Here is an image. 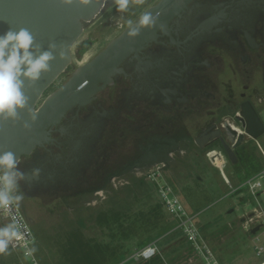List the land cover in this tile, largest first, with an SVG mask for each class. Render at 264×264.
Wrapping results in <instances>:
<instances>
[{"label":"flooded vegetation","instance_id":"af4514ba","mask_svg":"<svg viewBox=\"0 0 264 264\" xmlns=\"http://www.w3.org/2000/svg\"><path fill=\"white\" fill-rule=\"evenodd\" d=\"M161 1L118 13L106 0L84 22L70 64L38 104L120 36L128 19ZM154 13L156 25L134 38V48L111 79L99 82L88 101L72 105L48 126L47 141L20 156L25 172L41 169L38 178L22 182L24 200L55 195L57 206L70 196L134 197L140 181L148 185L145 174L156 164L169 173L175 162L208 149L228 158L221 138L235 144L230 129L244 131L243 108L251 105L264 122V0L174 1ZM96 45L90 58L76 64ZM203 133L208 138L200 145L197 137ZM253 141L245 136L234 149L238 158L242 151L254 154Z\"/></svg>","mask_w":264,"mask_h":264},{"label":"rangeland","instance_id":"374dc122","mask_svg":"<svg viewBox=\"0 0 264 264\" xmlns=\"http://www.w3.org/2000/svg\"><path fill=\"white\" fill-rule=\"evenodd\" d=\"M97 48L98 45L79 57L76 64L90 58ZM251 144L249 147L252 153L254 151L253 155L264 166V135ZM210 151L208 149L197 156L188 155L180 162H173L181 166L174 167L172 164L169 173L164 171L165 177H160L158 181L171 182L176 188L188 214L195 216L221 264H257L262 257L255 253L246 221L256 208L264 210V187L258 190L257 197L251 194L248 185H244L250 175L246 174L242 162L234 164L224 157L226 163L222 169L210 160ZM228 181L232 182V187ZM141 185L145 184L140 181L134 197L110 192L106 195L94 194L93 197L70 196L63 198L57 206L54 202L59 200L55 195L23 200L19 208L31 222L35 238L33 249L40 263L76 264V257L79 258L82 253L68 250V239L73 237L69 236L70 232L90 242L89 249L92 251H87V254L96 252L103 256L100 259L107 264H114L117 260H120L118 264L139 263L141 260L128 257L143 239L154 238L162 251L182 238L181 218L163 207L156 182L149 181L148 189ZM233 187L240 189L233 192ZM109 195L111 198H108ZM157 203L160 207L156 206ZM154 206L157 216H154ZM115 210L118 219L114 216ZM100 211L108 214L109 220L100 222ZM8 222L6 216L0 215V226ZM166 222L168 228H163L162 224ZM193 250L190 256L180 259V264H204L200 254ZM8 252L12 253L11 257H16V261L3 262L0 255V264H29L20 249L9 245Z\"/></svg>","mask_w":264,"mask_h":264},{"label":"water","instance_id":"95a60500","mask_svg":"<svg viewBox=\"0 0 264 264\" xmlns=\"http://www.w3.org/2000/svg\"><path fill=\"white\" fill-rule=\"evenodd\" d=\"M174 1L187 0H162L159 5L148 10L155 12ZM101 7V4L96 3L95 0L88 6L80 5L76 0H73L71 5H61L59 0H0V35L9 28L23 27L33 33L37 43L42 45V50H47L50 42L57 44L54 53L56 59L51 62V70L43 73L36 84L28 86L26 82L25 85V93L29 97L28 107L36 110L38 119L32 123L26 109L20 113L22 117L20 122H0V151L10 150L20 158L22 154L31 152L36 145L47 141V127L60 121L72 105L88 101L99 89V82L105 83L110 80L120 61L134 48L136 41L128 37L127 28L110 42L105 50L89 62L77 67L68 81L38 104L47 87L70 64L71 49L82 32L84 22L92 19ZM62 49L66 53L65 59L59 56ZM241 114L245 120L244 131L230 129L233 136L235 138L237 136L235 144L230 145L221 138L228 159L234 164L239 161L234 149L242 144L246 135L254 139L264 135V122L251 105L243 108ZM27 120L31 124L29 129L22 126ZM215 134L210 136L214 137ZM207 138L206 133L198 136V144L203 145ZM14 214L16 215L15 212ZM258 228L259 226L253 227L251 233H255ZM22 229L29 238L25 229L23 227Z\"/></svg>","mask_w":264,"mask_h":264},{"label":"clouds","instance_id":"9594fccd","mask_svg":"<svg viewBox=\"0 0 264 264\" xmlns=\"http://www.w3.org/2000/svg\"><path fill=\"white\" fill-rule=\"evenodd\" d=\"M83 6H88L94 0H76ZM101 6L106 0H95ZM61 5H71L73 0H59ZM118 13H125L130 5H138L143 8L147 0H112ZM158 13L146 8L135 19H128L127 35L135 38L140 35L142 29H152L157 22ZM57 44L50 42L47 50H42V45L37 43L33 33L27 28H9L0 35V122H20V113L28 110L29 120L32 123L38 119L35 109H30L29 97L25 93L26 82L28 86L36 84L43 73L51 70V62L56 59ZM61 59L66 58L62 49L59 52ZM29 129L31 124L24 121L22 125ZM20 160L12 151H0V212L10 217V222L0 226V254L8 251L9 245L14 240L22 238V223L13 209H18L24 200V192L21 190L22 182L28 183L29 176L38 178L41 169L35 167L30 172L20 168ZM14 246V245H13Z\"/></svg>","mask_w":264,"mask_h":264},{"label":"built area","instance_id":"2783aa9c","mask_svg":"<svg viewBox=\"0 0 264 264\" xmlns=\"http://www.w3.org/2000/svg\"><path fill=\"white\" fill-rule=\"evenodd\" d=\"M210 160L217 165L214 158H221L222 164L219 166L223 169L225 166V158L222 154L216 150H211L209 154ZM163 164H156L151 167L146 175V178L151 182H156L157 191L161 196V204L167 209L169 213H173L180 217V228L183 230L184 237L190 242L191 246L200 254L203 258L204 264H221L219 258L216 257L214 250L208 244L206 238L204 237L200 227L198 226L195 216L189 215L183 202L180 200L178 194L176 193L174 187L171 183L164 182L160 183L158 180L160 177H165ZM264 166H261L253 175L247 178L244 185H248V190L251 194L257 197L258 190L264 187ZM229 185L232 187V182L228 181ZM240 187H233V192H236ZM16 213L19 221L22 223L29 238L26 237L23 229L22 238L19 240H14L10 244L15 249H20L23 256L27 257L29 264H41L39 259L36 257L33 249V243L35 241L33 229L25 217L24 213L20 208L13 209ZM13 212V214H14ZM0 215L6 216L9 221L10 217L6 214L0 212ZM15 215V214H14ZM246 221V220H245ZM259 226L255 233H251V239L254 245L255 253L257 256L262 257V259L257 264H262L264 262V210L255 209L251 214L248 215L246 221V227H249L250 231L253 227ZM14 245V246H13ZM160 253L159 246L156 241H152L147 245L136 248L128 259L136 260H147L154 257L156 254Z\"/></svg>","mask_w":264,"mask_h":264},{"label":"trees","instance_id":"16d2710c","mask_svg":"<svg viewBox=\"0 0 264 264\" xmlns=\"http://www.w3.org/2000/svg\"><path fill=\"white\" fill-rule=\"evenodd\" d=\"M238 162L239 163L242 162V165H243L242 167H244V170L246 174H248V176L249 175L251 176L261 167V163L257 159V157L254 156L253 154L247 153L246 151H242V155L239 156ZM141 186L148 189V185H141ZM128 195L130 196L131 194L128 193ZM156 206L160 207V204L157 203ZM156 206H154L153 209H155ZM156 210L157 209L154 210L155 211L154 216H157L158 212H156ZM114 216L116 219H118V212L116 210L114 212ZM98 220L100 222L104 220H109V216L108 214L106 215L104 211H100L98 215ZM162 226L163 228H166L168 226V223L166 222L165 224H162ZM69 236H73V237H69L68 239V250H72V249L79 250L82 253L79 258L76 257V264H83L82 262H86L87 264H107L105 260L100 259L102 255H99L96 252L92 254H87V251L89 252L92 251V249H89L90 242L83 241V239L80 238V236H78V234H75V233L71 234L70 232ZM153 240L154 238L141 240L139 242L138 248H141L147 245ZM36 241H37V238H36ZM184 250L186 251V254H184ZM192 252H194L193 247L187 241V239L183 236L182 238H179V240H175V242L171 243L167 248H164L162 251H160V253L156 254L154 257L147 259V260H141L137 264H180V259L184 258L185 256H190ZM10 254L12 253L8 251L6 253L0 254L2 256L1 258H3L2 261L3 262L4 261H11V262L16 261L15 260L16 257L13 258L10 256ZM119 261L120 260H117V262L114 264H118Z\"/></svg>","mask_w":264,"mask_h":264},{"label":"crops","instance_id":"0c3cea01","mask_svg":"<svg viewBox=\"0 0 264 264\" xmlns=\"http://www.w3.org/2000/svg\"><path fill=\"white\" fill-rule=\"evenodd\" d=\"M253 174H254V173H253ZM253 174H252V175H253ZM170 183H171V182H170ZM172 186H173V185H172ZM173 187H174V186H173ZM174 189H175L176 193L178 194V191L176 190V188H175V187H174ZM200 229H201V228H200Z\"/></svg>","mask_w":264,"mask_h":264},{"label":"bare ground","instance_id":"6f19581e","mask_svg":"<svg viewBox=\"0 0 264 264\" xmlns=\"http://www.w3.org/2000/svg\"><path fill=\"white\" fill-rule=\"evenodd\" d=\"M262 264H264V262Z\"/></svg>","mask_w":264,"mask_h":264}]
</instances>
